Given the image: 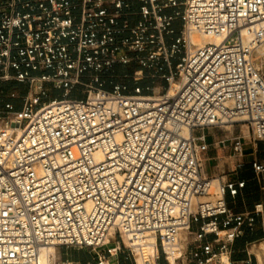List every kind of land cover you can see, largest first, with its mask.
<instances>
[{
	"label": "built area",
	"instance_id": "built-area-1",
	"mask_svg": "<svg viewBox=\"0 0 264 264\" xmlns=\"http://www.w3.org/2000/svg\"><path fill=\"white\" fill-rule=\"evenodd\" d=\"M261 46L264 0H0V264H39L49 246L119 264L146 236L152 264H259L264 201L225 198L246 184L227 174L248 165L262 182L264 160L243 162V134L228 173L204 155L205 130L226 124L264 142Z\"/></svg>",
	"mask_w": 264,
	"mask_h": 264
},
{
	"label": "rangeland",
	"instance_id": "rangeland-1",
	"mask_svg": "<svg viewBox=\"0 0 264 264\" xmlns=\"http://www.w3.org/2000/svg\"><path fill=\"white\" fill-rule=\"evenodd\" d=\"M134 68L135 65L130 64L127 66L125 71L127 73H131ZM5 86L7 87V89H3L5 92H14L20 96L23 95L27 89L25 85L16 84V83H8ZM58 93L59 91L53 90L52 88H49L47 91L49 98L53 96H57ZM14 102L16 104H19V99L14 100ZM205 132L208 134L209 143L212 140L216 142L217 140H223L225 144L224 146L225 148L223 149L220 143L217 144L212 143L209 146L208 151L205 153L204 158H206V160L204 162V166H205V171L208 174L220 173L222 170H224L225 173H228L227 169L233 167V163H234L233 158L229 157V154L226 152L227 148L229 147L228 145L231 136L243 134L245 137V141L247 143L244 146V153L247 154L252 152V145L247 142L252 138L251 132H248L247 127L243 123H236L234 125H224L221 128L206 129ZM256 143H257L256 151H264V142L258 141ZM245 159L246 156H244L243 162L247 163ZM227 176L230 177L229 174H227ZM111 237H113V235ZM114 241H119L120 247L122 249L123 244L121 238H119L118 235H116L114 239L110 240L111 243H113ZM260 241L256 243V245L254 246V250L260 246L259 245ZM238 246L239 248H241L242 240L238 241ZM102 249H105V247H103ZM102 249L93 251L91 249H86V248L55 247L53 253H51L48 256V264H87L86 262H88V264H95L97 260V255L101 254ZM257 255L259 256L258 258L260 264H264V252L259 251ZM124 257H125V252H118L117 262L119 264L121 263L132 264L133 257L135 258V253H133V256L130 255V258L128 257V259ZM82 260H84L85 262H83Z\"/></svg>",
	"mask_w": 264,
	"mask_h": 264
},
{
	"label": "crops",
	"instance_id": "crops-1",
	"mask_svg": "<svg viewBox=\"0 0 264 264\" xmlns=\"http://www.w3.org/2000/svg\"><path fill=\"white\" fill-rule=\"evenodd\" d=\"M215 142L216 141L212 140L210 141V144ZM256 149H257V143L254 145V147L252 146V152L247 154L245 153L246 162H248L252 157H256L259 160H264V151H256ZM229 176L230 177L228 176L227 177L246 180V184L244 188L241 190V193L236 198L232 199L228 196L225 198L229 206H232L236 211H244L250 209L253 203L256 201H264V189H262V186H264V181L257 183L253 179V173L249 169L248 165H246L243 169H240L236 173L231 174ZM240 240L242 239H238L235 242V249L237 248L239 249L238 241ZM234 257L241 258L243 257V254H235ZM82 261L85 262L84 260ZM86 263L88 264V262Z\"/></svg>",
	"mask_w": 264,
	"mask_h": 264
},
{
	"label": "bare ground",
	"instance_id": "bare-ground-1",
	"mask_svg": "<svg viewBox=\"0 0 264 264\" xmlns=\"http://www.w3.org/2000/svg\"><path fill=\"white\" fill-rule=\"evenodd\" d=\"M189 37H190L191 43H193L195 45H201V44L206 43L208 41L218 42L220 40V38H211L209 36L199 35L196 32L191 33L189 35ZM248 40H249V36H245L244 37V43H246ZM262 53H264V46H261L260 48H258V54H259L258 57H260V55ZM258 59H260V58H258ZM260 60L262 61V63H264V59H260ZM174 85H177V83H174ZM173 86H171V88H169L170 93L172 91ZM226 125H229V124H226ZM216 187H217V180L215 178H213L211 180V183H210L209 192L213 194L216 191ZM110 236H112V235H110ZM111 238H113V237H111ZM259 245L260 246L254 250L255 254L256 253L258 254L259 251L264 252V240H261ZM54 249L55 248L52 246L45 247L44 251H42L40 254L39 264H48V256L51 253H53ZM155 253H156V246H155L154 237L153 236H146L141 241V246H139L135 252V259L139 264H152ZM257 254H256V256L258 258L259 256ZM258 261H259V258H258ZM102 264H107V263L105 261H102ZM110 264H112V263H110ZM259 264H260V262H259Z\"/></svg>",
	"mask_w": 264,
	"mask_h": 264
},
{
	"label": "trees",
	"instance_id": "trees-1",
	"mask_svg": "<svg viewBox=\"0 0 264 264\" xmlns=\"http://www.w3.org/2000/svg\"><path fill=\"white\" fill-rule=\"evenodd\" d=\"M4 89H7V87L5 86ZM254 237H255V235L254 236H244V237H242L241 238L242 239V244L244 243V241L249 240V239L254 238Z\"/></svg>",
	"mask_w": 264,
	"mask_h": 264
}]
</instances>
